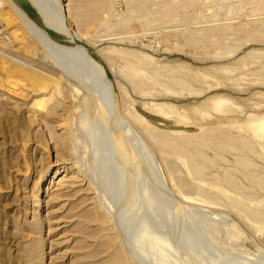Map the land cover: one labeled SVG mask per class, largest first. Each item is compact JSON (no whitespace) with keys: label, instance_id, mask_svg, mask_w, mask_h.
Masks as SVG:
<instances>
[{"label":"rangeland","instance_id":"rangeland-1","mask_svg":"<svg viewBox=\"0 0 264 264\" xmlns=\"http://www.w3.org/2000/svg\"><path fill=\"white\" fill-rule=\"evenodd\" d=\"M97 1L21 0L47 25L0 4V264H112L120 252L129 264H264V222L242 211L264 213V190L235 164L239 151L198 176L188 153L161 140L213 125L243 134L263 153L249 158L264 178V127L252 132L264 120V0H109L88 21ZM137 54L149 73L158 67L194 90H153L132 74ZM33 72L44 84H31ZM54 76L61 93L49 125L25 103ZM100 78L115 92L110 104L87 98ZM219 97L233 110L215 112Z\"/></svg>","mask_w":264,"mask_h":264},{"label":"bare ground","instance_id":"bare-ground-1","mask_svg":"<svg viewBox=\"0 0 264 264\" xmlns=\"http://www.w3.org/2000/svg\"><path fill=\"white\" fill-rule=\"evenodd\" d=\"M19 1H21V0H19ZM3 2V0H0V4ZM12 7H15L16 8V10H17V12H18V14L20 15V17H22L24 20H29V15L26 13L27 11L16 1V0H12ZM135 3V2H134ZM111 5V4H110ZM95 8H96V10L94 11V12H92V14H90V16L87 18L86 16V18H87V20L88 21H94V20H97L98 18H99V15H100V11L101 10H104V9H106L107 10V8H109V0H98L97 1V3H95ZM111 8V7H110ZM111 10V9H110ZM110 10H109V12H110ZM91 11V10H90ZM108 12V11H107ZM89 13V12H88ZM88 15V14H87ZM101 16V15H100ZM22 18H21V20H22ZM101 18V17H100ZM25 22V21H24ZM26 26H27V24L26 23H24ZM28 27V26H27ZM218 32H220V31H218ZM211 34V33H210ZM4 37V36H3ZM201 37V36H200ZM194 40V39H193ZM238 40V39H237ZM195 41V40H194ZM189 46V45H188ZM112 47H109L108 49H111ZM117 48L118 47H116V51H120V49H118L117 50ZM104 50H106L105 48H103ZM113 49H114V47H113ZM234 49V48H233ZM233 49H229V51L231 52V51H234ZM115 50V49H114ZM113 50V51H114ZM110 51H112V49L110 50ZM228 51V52H229ZM130 52V51H129ZM132 52V51H131ZM226 52H227V50H226ZM225 52V53H226ZM229 52V54H231ZM237 52V51H236ZM120 53H125V51H123V49H121V51H120ZM135 53H136V51H135ZM224 53V54H225ZM50 54V53H49ZM132 54H134V53H132ZM140 54V53H139ZM128 55V54H127ZM143 55V54H142ZM222 55V54H221ZM51 56H52V54H51ZM115 56V55H114ZM129 56V55H128ZM131 56H133V55H131ZM131 56H129V57H131ZM139 56H141V55H139ZM138 56V54H137V56L136 55H134V57L133 58H135L136 59V62H134V63H131L130 64V66H134L135 68H133V70H131L132 71V74L133 75H137V74H142V76H141V80H143V76L146 78V77H148L149 79H151V81L153 80L154 82H149L148 81V83L151 85L152 83L154 84V83H158V84H160V85H162V86H164V87H166V86H168V87H172V86H174L175 88L177 87V88H187V89H191V90H194V88L191 86V84L187 81V80H185V79H183V78H180V77H178V76H171V77H168L167 78V76L165 77V75L162 73V69H159L158 67L156 68V67H154V68H152V67H149L148 65V67H149V70H150V68H151V70H150V73L148 72V71H146V69H144V67L146 66L145 64H147L146 63V61L148 62L149 60H147V56L145 55V58H141V57H139ZM150 57V56H149ZM132 58V57H131ZM152 59V58H151ZM153 60V59H152ZM134 61V60H133ZM153 62V61H152ZM151 62V63H152ZM33 64V63H32ZM140 64H143V65H141L140 66ZM21 65H24V66H26V64H23L22 62H21ZM145 65V66H144ZM150 65H152V64H150ZM30 66V65H29ZM144 66V67H143ZM162 66V65H161ZM27 67V66H26ZM143 67V68H142ZM163 68V67H162ZM23 69V68H22ZM17 70V69H16ZM19 70V69H18ZM17 70V71H18ZM32 70V69H31ZM147 70H148V68H147ZM17 71H15L14 73L15 74H17ZM21 71V73L20 74H22L23 76L25 75V73H27V75L26 76H28V75H30V74H28V72H26V69H25V71H24V69L23 70H20ZM19 71V72H20ZM28 71V70H27ZM130 71V72H131ZM36 72V71H35ZM35 72H33V73H31V74H34ZM69 72V71H68ZM67 72V73H68ZM30 73V72H29ZM64 73V72H63ZM143 73H144V75H143ZM38 75V73H35V75ZM70 74V73H69ZM12 75V74H11ZM35 75L34 76H31V77H33V78H31V84H32V79L34 80V81H37L38 82V84L40 83H42V84H44L43 83V81H42V77H41V79L40 78H38L39 76H37L36 75V77H35ZM40 75V74H39ZM128 75H131L130 73L128 74ZM132 76V75H131ZM139 76V77H140ZM135 77H137V76H135ZM23 78V77H22ZM131 78V77H130ZM133 78V77H132ZM131 78V79H132ZM25 79H26V77H25ZM137 79H139V78H137ZM43 80H44V78H43ZM134 80H136V78H134ZM146 80V79H145ZM145 80L143 81V82H145ZM148 80V79H147ZM140 81V80H139ZM30 82V81H29ZM81 82H83V81H81ZM100 87H99V91H100V93L99 94H95L94 96H93V87H91V86H89L88 87V90H87V88L86 87H84V89H85V91H86V93H87V98H89V96H91L93 99H98L102 104H110V103H112L113 101H115L114 99H115V92L113 91V87L110 85V83L109 82H107V81H105V80H103V79H101L100 78ZM148 83H145V85L146 84H148ZM37 84V83H36ZM77 84V83H76ZM139 84H141V85H144V84H142V81L139 83ZM157 84V85H158ZM33 85H34V83H33ZM47 86H45V87H41V88H43V90H39V92L37 93L36 92V98H34L31 102H26L25 104H27V105H29L30 104V109L31 110H33L35 113H38V114H42V119L44 120V122L45 123H48L49 125H50V123H54V121H55V119H54V116L52 115L53 113H54V109L55 108H57V103H59L60 101H59V97H58V95H56V93H55V91H54V89L56 88V87H59V86H57L56 85V78H55V76H54V78L50 81V82H48L47 84H46ZM66 85H69V84H66ZM78 85V84H77ZM77 85H75L74 87H73V90L75 91V93H77L76 94V98H77V95H78V97L79 96H81V95H85L86 96V94L85 93H83V91H82V89L80 88V86H77ZM83 85V84H82ZM86 85V84H85ZM85 85H83V86H85ZM150 85H148V86H150ZM72 86V85H71ZM137 86H138V84H137ZM136 86V87H137ZM13 87H14V85H13ZM151 87V86H150ZM149 87V88H150ZM153 87H154V89H153ZM153 87H151L153 90H155V84H154V86ZM158 87V86H157ZM144 88H146V87H144ZM148 88V89H149ZM150 88V89H151ZM56 89H58V88H56ZM55 89V90H56ZM53 90V91H52ZM139 90V89H138ZM152 90V91H153ZM175 90H177V89H175ZM174 90V91H175ZM5 91V90H4ZM7 92H9L10 94H12L13 96L15 95L16 96V94L18 93V90H16L15 88H12L11 86L10 87H8L7 86V90H6ZM57 91V90H56ZM6 92V93H7ZM59 92H60V87H59ZM140 92V91H139ZM149 92H150V90H149ZM165 92H167V91H165ZM30 93V92H29ZM61 93V92H60ZM71 93V92H70ZM142 93V92H141ZM144 93V92H143ZM151 94V93H150ZM170 94V93H169ZM145 95H148V94H145ZM211 96V95H210ZM85 98V97H84ZM90 99V98H89ZM88 99V100H89ZM95 99V100H96ZM84 100H86V99H84ZM25 101V100H24ZM87 101V100H86ZM214 101H215V103H214V106H215V108H216V110L217 111H215V112H218L219 111V113L221 112H227V111H232L233 110V107L235 106H232L233 104H232V102H231V104L228 102V99H226L225 97H219V98H216V99H214ZM234 102V101H233ZM75 103V102H74ZM77 103H78V101H77ZM82 103V102H81ZM83 104V103H82ZM81 106H83V105H81ZM108 107H111L110 105L109 106H107L106 108H108ZM72 109V108H71ZM99 110H100V113L103 115V116H107V111L105 112V110L103 109V108H98ZM129 109V108H128ZM162 109V108H161ZM163 109H164V107H163ZM162 109V110H163ZM161 110V111H162ZM178 110V109H177ZM126 111V110H125ZM170 111V110H169ZM173 111H174V109H173ZM172 111V112H173ZM180 111V110H179ZM214 111V110H213ZM42 112H45V113H42ZM81 112V111H80ZM128 112V111H127ZM133 112V111H132ZM178 112V111H177ZM179 113V112H178ZM125 114V113H124ZM132 114V113H131ZM77 115H78V112H77ZM176 115V114H175ZM132 116V115H131ZM168 116V115H167ZM263 116V115H262ZM135 117V116H134ZM180 117V116H179ZM253 117V116H252ZM259 118H261V116H258ZM137 118V117H136ZM131 119H132V117H131ZM134 119V118H133ZM138 119V118H137ZM179 119V118H178ZM181 120V119H180ZM262 120V119H261ZM37 121V120H36ZM253 123V122H252ZM140 124V123H139ZM263 124H264V120L263 121H260L259 120V122H255L254 123V125H253V130H252V132L254 133V134H256L257 136H260L261 134H260V132L263 130V128L262 127H264L263 126ZM251 126V125H250ZM220 127V126H219ZM219 127H214V125H213V128H212V126L210 127L211 128V130L210 131H206V132H209V133H205V134H202V133H204V132H202V133H200L201 135L200 136H197V135H184L183 137H179V138H176V139H174V137H173V139H170V138H168V140L166 139L167 137H165V135L166 134H164V133H166V132H164L163 131V133H162V135H164V137H165V139L163 138H161V140L164 142V143H166V145H168V146H170V147H173L174 149H176V150H179V151H182V152H184V153H188L189 155H190V160H189V162H186L187 163V167H188V169H189V171L192 173V174H195V175H201L203 172H204V170L206 169V167L208 166V165H213V164H215V162H216V160H218L219 158L220 159H222L223 158V153L226 151V152H232V151H239V153L237 154V156H236V162H235V164H237V166L239 167V169L244 173V175H245V177H247L252 183H254V184H257L261 189H263L264 190V178H260V177H258V176H256V165H255V163L249 158V154L250 153H255L256 155L258 154L259 156H261L263 153H261V152H257L256 151V147H258V146H256V143H254L252 140H250L248 137H244V136H242L241 134H239V136L237 137L236 135H234V134H232L231 132H229L228 130H225V129H221V127L219 128ZM261 128H262V130H261ZM208 129V128H207ZM231 129V128H230ZM146 130H147V132H148V134L151 136V137H154V138H156L157 137V135H159L160 133H158V134H156V136H155V133H154V130H153V128H148V127H146ZM161 131V130H160ZM157 132V131H156ZM264 133V132H263ZM171 134V133H170ZM161 135V136H162ZM241 135V136H240ZM246 135V134H245ZM177 137V136H176ZM157 140H159V137H158V139ZM255 141V140H254ZM165 146V145H164ZM205 148H212L214 151H215V156H214V158H209V157H207L206 156V154H205V152H204V149ZM259 148H261V146L259 147ZM261 149H263V151H264V143H262V148ZM260 151V150H259ZM177 153H179V152H177ZM195 156H200V157H202L203 158V160H204V163H202V164H198L197 162H195V160H194V158H192V157H195ZM183 158V157H182ZM187 161V160H186ZM77 163H78V161H77ZM76 162H75V164H77ZM65 164V163H64ZM64 168L66 169V168H68L66 165L64 166ZM260 170V169H259ZM262 170V169H261ZM59 172V170H56L55 171V173L57 174ZM193 176V175H192ZM174 177V176H173ZM139 180H140V177H139V179H138V182H139ZM226 180H227V182H228V184L230 185V186H232L233 188H237L238 187V183H237V181L231 176V175H229V174H227V177H226ZM96 185H94V187H95ZM133 186V185H132ZM40 190H41V187L40 188H37V192L39 191L40 192ZM99 196V195H98ZM195 197H197V196H195ZM193 198H194V196H193ZM213 199V198H212ZM199 200H201V199H199ZM214 200V199H213ZM101 201H102V199H101ZM203 201V200H202ZM242 211H244V212H250L252 215H254L255 216V218L256 219H258L259 221H261V222H264V213L262 212V211H258V210H256V209H242ZM98 214V213H97ZM97 217H98V221L99 222H102V223H104V222H106L107 220H106V217L104 216V215H100V216H98L97 215ZM43 219V218H42ZM95 220V219H94ZM262 224H264V223H262ZM231 228H233V227H231ZM234 229V228H233ZM215 231V230H214ZM231 231V230H230ZM232 232V231H231ZM232 234V233H231ZM235 234V233H234ZM233 235V234H232ZM236 235V234H235ZM111 263L112 264H129L128 263V258L125 256V255H123L121 252L120 253H116V254H114V255H112V258H111Z\"/></svg>","mask_w":264,"mask_h":264},{"label":"water","instance_id":"water-1","mask_svg":"<svg viewBox=\"0 0 264 264\" xmlns=\"http://www.w3.org/2000/svg\"><path fill=\"white\" fill-rule=\"evenodd\" d=\"M26 11H28L30 14H32L34 17H36L37 19H40L41 21L44 22V20L35 12H33L32 10L28 9L23 3H21V1L16 0ZM45 23V22H44ZM46 24V23H45ZM47 25V24H46ZM49 25V24H48ZM50 26V25H49Z\"/></svg>","mask_w":264,"mask_h":264}]
</instances>
